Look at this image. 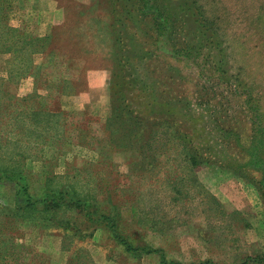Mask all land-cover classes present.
<instances>
[{"label": "rangeland", "instance_id": "374dc122", "mask_svg": "<svg viewBox=\"0 0 264 264\" xmlns=\"http://www.w3.org/2000/svg\"><path fill=\"white\" fill-rule=\"evenodd\" d=\"M0 175V264H264V0H0Z\"/></svg>", "mask_w": 264, "mask_h": 264}, {"label": "trees", "instance_id": "16d2710c", "mask_svg": "<svg viewBox=\"0 0 264 264\" xmlns=\"http://www.w3.org/2000/svg\"><path fill=\"white\" fill-rule=\"evenodd\" d=\"M128 107H129V104L128 105L126 104L124 107H122L121 104H117L116 105L117 113H120L122 111L124 113L126 109H127L126 113H127V111L129 113H131L132 111H131V109L128 110ZM112 108L114 109L113 104H112ZM144 122H145V120H144ZM142 124H143V122L142 121L139 122V119H138V121L136 122L137 128H140ZM192 160L194 162L197 161L196 159H192ZM6 176H9V175L6 174ZM0 177H1V175H0ZM19 184H20V191L23 195V201H24L23 204L29 210L40 209V208L43 210V209H48V208L53 207V206L56 207V206H58V203L63 202L66 199H68V201L73 203V204H82L84 202V199L77 198L73 194V191L67 189L66 187H61L59 191L55 192L53 189L49 188V186H48V188H44V190L41 192V194L39 196H33L28 191L29 185L27 182L20 181ZM111 221H112V219H109V222H111ZM108 229H110L112 232V235L124 245L126 250L128 252L134 254V256H136V257L139 256L141 253H149V252L153 251L152 249L145 248V247H140L138 250H136V248H133L130 243H128L125 239L122 238V236L114 228V225H108ZM4 250H7V248L4 247ZM161 263L162 264L166 263V261L163 257L161 259Z\"/></svg>", "mask_w": 264, "mask_h": 264}]
</instances>
